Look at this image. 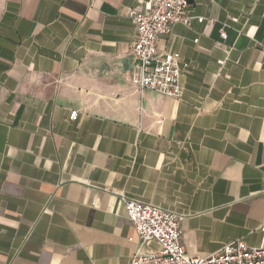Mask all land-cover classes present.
I'll return each mask as SVG.
<instances>
[{
    "label": "crops",
    "instance_id": "obj_1",
    "mask_svg": "<svg viewBox=\"0 0 264 264\" xmlns=\"http://www.w3.org/2000/svg\"><path fill=\"white\" fill-rule=\"evenodd\" d=\"M148 1L0 0V264L158 250L123 196L184 216L191 255L264 244V0H191L205 23L159 41L181 99L128 80Z\"/></svg>",
    "mask_w": 264,
    "mask_h": 264
},
{
    "label": "built area",
    "instance_id": "obj_2",
    "mask_svg": "<svg viewBox=\"0 0 264 264\" xmlns=\"http://www.w3.org/2000/svg\"><path fill=\"white\" fill-rule=\"evenodd\" d=\"M148 4L147 8L132 13L137 36L131 54L138 65L139 77L128 80L142 90L181 99L182 79L188 65L181 66V55L177 52L161 54L159 41L176 24L190 27L193 21L203 24L206 20L191 15V0H149ZM221 35L227 38L225 32ZM78 117L79 112L74 111L70 120L75 122ZM121 201L140 240L158 246L156 251L135 254L130 264H264V244L252 248L244 241L227 244L213 255H191L183 243L184 216L125 196ZM261 232L264 234V225Z\"/></svg>",
    "mask_w": 264,
    "mask_h": 264
}]
</instances>
